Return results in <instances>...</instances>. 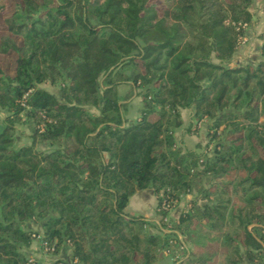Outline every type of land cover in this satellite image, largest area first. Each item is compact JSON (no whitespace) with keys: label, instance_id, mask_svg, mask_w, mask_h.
<instances>
[{"label":"trees","instance_id":"1","mask_svg":"<svg viewBox=\"0 0 264 264\" xmlns=\"http://www.w3.org/2000/svg\"><path fill=\"white\" fill-rule=\"evenodd\" d=\"M251 4L17 0L0 36L16 57L13 74L0 64V264H31V223L71 248L51 264H264V42L257 64L234 63ZM123 85L142 97L131 123ZM184 110L212 122L205 150L178 145ZM22 124L33 143L16 148ZM147 189L156 224L126 212ZM186 196L172 219L164 203Z\"/></svg>","mask_w":264,"mask_h":264},{"label":"rangeland","instance_id":"2","mask_svg":"<svg viewBox=\"0 0 264 264\" xmlns=\"http://www.w3.org/2000/svg\"><path fill=\"white\" fill-rule=\"evenodd\" d=\"M161 2L162 0H158ZM252 4L250 7V11L252 14V23L246 27V35L241 39L239 50L234 60L235 64H252L255 65L259 60H261V47L264 42V23L262 22L264 16V0H251ZM3 1L0 2V6H2ZM18 9L17 0L13 1V4L0 15V36L6 34L4 30V18L5 16L12 14V12ZM14 55H6L0 56V64L1 66L8 72L9 74H13L14 66H15ZM41 88L50 92L54 96L60 98V87L59 85L52 86L49 83H45L40 85ZM138 92L132 88L131 85H123L121 86V101L125 102L127 106V110L125 115L128 117V120H132V122L136 121L138 118L139 110L142 106V97L138 95ZM143 92V91H142ZM89 112L92 114H98L97 110L92 107L88 108ZM5 116V112L0 111V120H2ZM183 116V126L176 130L175 137L177 139V143L179 146L183 148V150H196L199 145L202 146V150L208 145V133L210 131V127L212 125L211 121H202L200 123L196 122L193 117L192 110H184L182 111ZM32 131L28 125H17L15 132V147L21 146H29L32 142ZM212 147V146H211ZM55 147L51 146L49 143L45 144H37L35 146L36 151L49 152L53 150ZM201 151V150H200ZM233 178V177H232ZM231 179V178H230ZM141 195V201L139 203V211H143L148 213V217L155 218L153 221L155 224L159 221V218L156 213V209H154L156 204L155 195H153L152 189H147L144 192L139 193ZM185 202V201H184ZM135 204V203H134ZM138 205L133 206L132 209H136ZM157 208V207H156ZM176 207L172 210L175 211ZM180 210H177L176 214L180 213ZM132 211V210H131ZM128 211L129 215H134L136 213ZM154 211V212H153ZM141 213V212H140ZM145 213V214H146ZM172 214V213H171ZM147 218V217H146ZM29 228L34 232L40 234L41 238H43V231L41 225L38 223H31ZM151 232L157 233V228H151ZM56 249V248H55ZM33 256L30 258L32 260H36V258H40L43 264H51L55 260H66L70 262V254L71 248L67 243L61 244L58 249L54 253H50L45 251L43 248L42 241L36 239L33 243L32 248ZM164 258L167 259V262H162L163 264H172V259L169 256H163L160 260L164 261ZM159 260V261H160Z\"/></svg>","mask_w":264,"mask_h":264},{"label":"crops","instance_id":"3","mask_svg":"<svg viewBox=\"0 0 264 264\" xmlns=\"http://www.w3.org/2000/svg\"><path fill=\"white\" fill-rule=\"evenodd\" d=\"M262 22L264 23V19L262 20ZM119 93H121V86L119 87ZM122 103H125V102L122 101ZM138 117H139V114H138ZM125 118L128 120V117H127V116H126ZM128 122L131 123L132 120H128ZM144 191H145V190H144ZM144 191H139V192H137L136 194H134V195L130 198V201H129L128 207H127V209H126V212L128 213L129 210H130V211L132 210L131 212L136 213V214H134L133 216H143V217H145V218L147 217L146 219H148V220H150V221H154L155 218L148 217V216H149V215H147L148 213L143 212V211H139V208H140V207H139V203H140V201H141V198H140L141 195H140L139 193L144 192ZM152 191H153V190H152ZM153 195H155L154 192H153ZM155 198H156V204H155L154 209H156V207H157V197H156V195H155ZM191 200H192V197H191V196H186L185 198H183L182 201L180 202V204L176 207L175 211L172 212V214H171L172 219L177 220V219L179 218L180 214L183 212L184 208H186V207L188 206V203H189ZM184 201H185V202H184ZM134 203H135V204H134ZM136 204L138 205V206L136 207V209H132L133 206H136ZM179 209H181V210H180V213H179V214H176L177 210H179ZM155 211H156V210H155ZM140 212H141V213H140ZM153 212H154V211H153ZM145 213H146V214H145ZM155 215H156V213H155ZM32 248H33V245H32L29 249L24 250V251L29 255V257H31V256L34 257L33 252H32ZM70 258H71V254H70ZM35 261H37L39 264H43L42 262H40V261H41L40 258H36ZM64 261H66V260H64ZM162 262H163V263H164V262H167V259L164 258V261H163V260H160V261L157 262V264H163Z\"/></svg>","mask_w":264,"mask_h":264},{"label":"built area","instance_id":"4","mask_svg":"<svg viewBox=\"0 0 264 264\" xmlns=\"http://www.w3.org/2000/svg\"><path fill=\"white\" fill-rule=\"evenodd\" d=\"M163 209L166 210V211H169V212L172 211L171 205L169 203H167V202L164 203ZM164 231L165 232H169V230H164ZM37 239H41V237L38 236ZM180 240H182L183 248H185L186 245L183 243V238L180 237ZM42 243H43V248L45 249V251L50 252V253H54L55 252V247L51 246L47 241H43ZM30 263L31 264H35V261L30 259Z\"/></svg>","mask_w":264,"mask_h":264}]
</instances>
